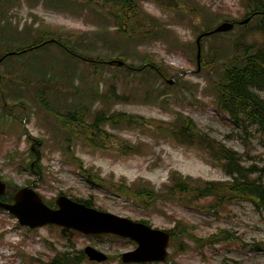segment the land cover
I'll list each match as a JSON object with an SVG mask.
<instances>
[{
    "label": "rangeland",
    "instance_id": "rangeland-1",
    "mask_svg": "<svg viewBox=\"0 0 264 264\" xmlns=\"http://www.w3.org/2000/svg\"><path fill=\"white\" fill-rule=\"evenodd\" d=\"M79 1L57 8L49 0H17L15 8H7L5 22L18 39L28 36L32 42L50 32L78 45L83 59L51 44L0 66V178L12 192L34 188L52 208L65 196L176 235L191 227V239L180 236L173 242L165 264H264V210L247 201L216 205L214 198L185 202L158 196H166L176 174L200 185H232L238 177L198 147H184L173 138L172 131L184 121L179 115L237 153L245 169L256 167L259 173L253 179L264 186V131L243 116L233 119L220 112L213 88L227 61L214 64V54L236 55L243 47L264 45L263 18L239 25L250 13L247 0H128L138 4L131 13L116 9L117 0L92 6ZM122 20L128 24L125 31ZM223 23L237 27L206 38L199 65L198 38ZM2 40L1 49L23 43ZM112 60L124 61L129 69L109 66ZM41 68H51L53 80L44 81L56 89L44 95L46 104L35 99L39 84L37 89L11 85L25 78L37 81L25 74ZM253 92L264 100V89ZM77 100L86 110L79 126L60 123L48 110L79 109ZM98 113L100 122L92 128ZM118 115V121L109 122ZM123 185L148 188L158 194L157 201L142 205L121 193ZM89 247L109 260L91 262L85 253ZM137 248L135 242L113 235L86 236L59 227L30 230L0 210V264H52L64 254L79 264H123L122 256Z\"/></svg>",
    "mask_w": 264,
    "mask_h": 264
},
{
    "label": "trees",
    "instance_id": "trees-1",
    "mask_svg": "<svg viewBox=\"0 0 264 264\" xmlns=\"http://www.w3.org/2000/svg\"><path fill=\"white\" fill-rule=\"evenodd\" d=\"M50 1L55 3L56 6H58L57 8H62L65 4H70L68 2L80 4L79 0H49V2ZM95 1L105 2V0H84V3L88 6H92V3ZM247 2L250 3L248 7L250 13L247 18H259L260 16H255L257 15L256 13L264 12V0H247ZM16 3L17 0H0V39H3V42L8 41V43L10 42L9 39L11 40V42L16 40L17 44H19L20 42L23 43L22 45H17V47L13 48L10 47L9 44H6V47H4L5 49L0 48V59H3V62L0 64V66L5 65L7 62L15 58L25 57V55L31 57L34 55V53H40L42 50L51 45L48 43L50 40H55L56 43H53V45H58L59 47H61L62 50L70 57L83 59L79 55L80 48L78 47V45H70L63 42L62 39L57 40V38H55V34H52L50 32L40 33V35L34 38L32 42L29 41L30 38L28 36L18 39L17 36L12 33L11 27H9L8 20L7 22H5V20L7 19V8H15ZM116 3L118 4L115 7L116 9L120 7L122 10L130 13L134 12L138 8L137 3H133L128 0H117ZM262 18V28L264 32V16ZM123 22L124 21L122 20L120 25L121 28L125 31L128 24H124ZM208 31L212 30L209 29ZM207 40L204 39V41ZM105 42L106 41H104L103 43ZM239 48L240 46L238 47V49ZM242 49V52L237 53L236 55H231L226 51H223L220 56L214 54V64L218 63L220 60H227L223 64L222 73L219 77V80L213 82V88L215 89L217 97V108L220 112L230 115V117H232L233 119H239L241 118V116H243L253 125H258L260 127V130L264 131V100L253 92L254 89H264V45L257 47L256 49H245L244 47ZM4 51L7 52L4 54ZM2 52L4 55L1 56ZM10 53H17V55L15 57L7 56ZM226 53L229 56L225 59L221 58L227 56ZM91 64L94 66L102 65V63ZM119 69L128 70L129 67L126 63V66L124 68ZM48 70L44 71L41 68L37 70L38 73L30 71L25 74V76H29V78L34 77L35 79H37V81L35 82L28 81L25 78L24 81H21L19 83L18 80H16L12 82L11 85L15 89L20 85H25L27 86V88L35 86L34 89H37L40 85L41 89H39V93L36 92L34 96L36 101L45 103L43 101V99H45L44 95H51L56 91V89H50L51 84L44 81L53 80V78H49L50 73L48 72ZM147 71L148 69H145L144 72ZM1 81L2 80L0 79V82ZM77 103L81 106L79 107V109L69 108L67 110L66 107L64 108V110L62 109V111H55L56 107H54L53 109L48 110L53 114H57V120L60 123H62L63 120H66L69 121L72 125L79 126L85 121V116H82L80 114L85 113L86 110L84 105H82L84 104V102L77 100ZM65 111L68 113L67 115H65V118H58L59 114L64 115ZM98 114L99 117L96 118V122L92 128H95L98 122H100L101 113ZM120 117V115H118V117L113 116L109 120V122L112 123L118 121ZM179 117L180 119H184V121L181 123L180 129H175L172 131L173 138L184 147H198L201 151L205 152V154H207L215 163H218L224 170H226L229 175L238 176L234 179V183L232 185L216 183H204L200 185L198 183H195L191 179H185L179 174H176L170 180V186H168V188L164 190L166 192V196H162V193L158 195L148 188H127L124 185L121 187V193L131 199H138L142 205L157 201L156 195H158L162 200L176 199L183 200L185 202L193 198H214V200L216 201V205H221L225 202L232 203L236 201H247L253 203L259 210H264V186L261 181L253 179V176L259 173L258 171H256V167L245 169V167L242 166L243 160L239 158L240 156L237 153H234L232 150L226 148L223 144L218 143L217 141L213 140L211 137L200 131L193 121L186 119L181 115H179ZM104 120L105 119H102L103 122ZM86 129L89 130L88 128ZM86 174L88 175V173ZM16 190L17 189H14L13 191L16 192ZM3 201L10 204L13 203L12 193L6 198H3ZM85 204L86 206L92 207L88 202H85ZM190 230L191 227L187 226L184 227L183 230H181L182 233L179 235H176V231L172 232L171 234L173 235V242H175L176 244L180 236L183 238L191 239V236L189 234ZM52 264L79 263H76L75 260L72 259L68 254H64L57 257L52 262Z\"/></svg>",
    "mask_w": 264,
    "mask_h": 264
},
{
    "label": "water",
    "instance_id": "water-1",
    "mask_svg": "<svg viewBox=\"0 0 264 264\" xmlns=\"http://www.w3.org/2000/svg\"><path fill=\"white\" fill-rule=\"evenodd\" d=\"M251 19L245 20L241 25H247ZM235 24L223 23L213 32L205 34L198 39V62L202 56L201 41L206 36L225 34L232 32ZM49 43H55L51 41ZM10 53L7 56H15ZM3 59L0 60V63ZM110 66L124 67L125 63L114 60L109 62ZM176 81H168L174 85ZM39 146L41 143L37 142ZM35 152V149H34ZM37 153V151H36ZM8 186L0 179V198L7 194ZM58 209L54 210L45 204L41 195L31 188H25L16 193L14 204H6L0 200V209L9 212L23 227L32 230L47 226H58L66 230H74L84 235H114L129 239L137 243L138 248L124 254L122 259L125 264L134 263H164L169 257V248L172 243L171 234L154 229L139 222L117 217L115 215L89 208L84 204L75 202L67 197L61 196L57 199ZM87 256L91 261L104 263L108 257L93 248H87Z\"/></svg>",
    "mask_w": 264,
    "mask_h": 264
}]
</instances>
